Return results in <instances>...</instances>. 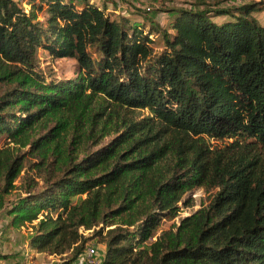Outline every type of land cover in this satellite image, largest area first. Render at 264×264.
<instances>
[{
    "label": "trees",
    "instance_id": "16d2710c",
    "mask_svg": "<svg viewBox=\"0 0 264 264\" xmlns=\"http://www.w3.org/2000/svg\"><path fill=\"white\" fill-rule=\"evenodd\" d=\"M173 9L170 33L96 0H0V194L24 190L8 214L38 253L76 261L84 229L100 264H264V0Z\"/></svg>",
    "mask_w": 264,
    "mask_h": 264
},
{
    "label": "rangeland",
    "instance_id": "374dc122",
    "mask_svg": "<svg viewBox=\"0 0 264 264\" xmlns=\"http://www.w3.org/2000/svg\"><path fill=\"white\" fill-rule=\"evenodd\" d=\"M193 0H96V2H105L113 10V14L119 17L120 15L128 14L134 18L141 19L149 27L150 24H159L168 32L175 33L172 28L173 21L176 17V12L173 8L182 7ZM222 5H242L248 0L236 3L234 0H221ZM251 1V0H249ZM235 2V3H234ZM27 7V5H24ZM257 20L264 24V9L254 13ZM42 19V18H41ZM43 20V19H42ZM163 36L159 34L156 42L162 44ZM42 67L45 72L54 75L57 78L74 77L76 71V61L71 58L51 59L47 52H41ZM3 141H0L2 144ZM17 185L21 184V179L16 181ZM213 194V191L207 190L205 187H199L186 193L182 201L178 203V214L176 217H167L163 219L158 233L163 229H168L172 225L179 224L180 220L188 216L198 209L206 206ZM25 196L23 189H15L9 194H0V264H61L64 259L60 256L46 255L38 253L30 246V238L35 231L30 223L20 226L12 225L11 217L8 211L21 198ZM74 200H78L77 197ZM88 243L96 245L99 251V259L103 258L104 243L99 237H92L93 230L82 229ZM157 235L153 236L155 240Z\"/></svg>",
    "mask_w": 264,
    "mask_h": 264
},
{
    "label": "built area",
    "instance_id": "2783aa9c",
    "mask_svg": "<svg viewBox=\"0 0 264 264\" xmlns=\"http://www.w3.org/2000/svg\"><path fill=\"white\" fill-rule=\"evenodd\" d=\"M241 1L243 2L245 0H235V2L237 3H241ZM81 232L83 231L81 230ZM100 263H101V259H99V251L96 245L88 244L84 253L81 254L80 257L76 261H73L69 264H100Z\"/></svg>",
    "mask_w": 264,
    "mask_h": 264
},
{
    "label": "crops",
    "instance_id": "0c3cea01",
    "mask_svg": "<svg viewBox=\"0 0 264 264\" xmlns=\"http://www.w3.org/2000/svg\"><path fill=\"white\" fill-rule=\"evenodd\" d=\"M107 4V3H106ZM108 8L110 9V7L108 6ZM111 11H113L112 9H110Z\"/></svg>",
    "mask_w": 264,
    "mask_h": 264
}]
</instances>
